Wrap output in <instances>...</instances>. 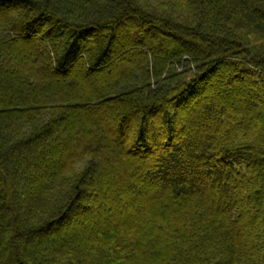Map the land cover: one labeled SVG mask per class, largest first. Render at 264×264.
I'll return each instance as SVG.
<instances>
[{
  "label": "trees",
  "instance_id": "16d2710c",
  "mask_svg": "<svg viewBox=\"0 0 264 264\" xmlns=\"http://www.w3.org/2000/svg\"><path fill=\"white\" fill-rule=\"evenodd\" d=\"M0 264H264V0H0Z\"/></svg>",
  "mask_w": 264,
  "mask_h": 264
}]
</instances>
